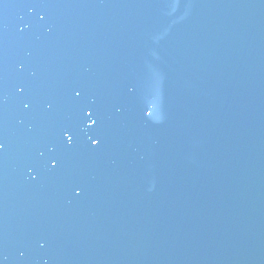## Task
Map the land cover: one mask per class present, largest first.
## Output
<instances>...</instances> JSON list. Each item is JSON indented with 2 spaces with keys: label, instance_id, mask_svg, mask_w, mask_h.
<instances>
[{
  "label": "water",
  "instance_id": "water-1",
  "mask_svg": "<svg viewBox=\"0 0 264 264\" xmlns=\"http://www.w3.org/2000/svg\"><path fill=\"white\" fill-rule=\"evenodd\" d=\"M0 264H264V0H0Z\"/></svg>",
  "mask_w": 264,
  "mask_h": 264
}]
</instances>
